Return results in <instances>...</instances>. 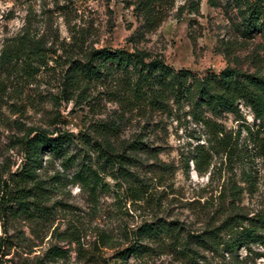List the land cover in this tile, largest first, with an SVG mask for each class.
I'll return each mask as SVG.
<instances>
[{
  "label": "rangeland",
  "instance_id": "rangeland-1",
  "mask_svg": "<svg viewBox=\"0 0 264 264\" xmlns=\"http://www.w3.org/2000/svg\"><path fill=\"white\" fill-rule=\"evenodd\" d=\"M134 1L0 0V264H113L133 241L142 246L125 264H189L169 234L137 240L141 225L156 223L175 227L199 264H264V164L246 133L259 124L248 108L240 104L234 114L212 116L170 100L160 111L132 101L118 76L65 82L72 62L93 49L136 47L188 72L189 82L216 77L227 65L254 72L264 68V30L242 37L231 0H217L216 7L206 0H159L149 26L127 6ZM192 4L196 13L189 12ZM200 119L214 125L204 128ZM30 130L71 135L64 145L71 159L44 152L36 171L40 190L27 185L28 209L19 211V141ZM135 140L145 149L129 168L143 184L141 200L91 149L106 143L120 149ZM195 155L203 157L197 164ZM162 165L171 167L168 173ZM85 166L96 170L95 185L75 176ZM242 171L250 173L252 187L240 182ZM227 181L243 188L233 206L227 192L220 195ZM236 213L245 227L261 218L258 242L232 255L195 245L197 236ZM52 247L64 250L63 258L48 262Z\"/></svg>",
  "mask_w": 264,
  "mask_h": 264
},
{
  "label": "trees",
  "instance_id": "trees-1",
  "mask_svg": "<svg viewBox=\"0 0 264 264\" xmlns=\"http://www.w3.org/2000/svg\"><path fill=\"white\" fill-rule=\"evenodd\" d=\"M209 7H216L217 0H206ZM159 3V0H135L132 4L134 11L138 13L146 21V25H152L151 10ZM231 5L236 10V15L240 19V24L236 29L242 37L250 38L253 33L264 30V0H231ZM196 13L197 7L190 5L189 12ZM142 15V16H141ZM3 58H7L4 53ZM264 68L257 66L254 72L242 71L236 66L227 65L222 69L216 77L194 78L191 82L187 81L188 72L183 70L175 71L170 69L159 56H152L145 51L139 50L136 47L131 51L124 49H93L88 53L84 61H74L72 66L65 75V82L71 85H79L82 81H102L106 79H114L116 76L127 86L128 97L136 103H143L154 110L164 111L167 108L169 101L178 103L186 102L195 112L202 109L205 113L213 115L219 114H234L238 111V106L242 104L250 110L254 121H259V124L254 132L253 129L246 128V133L252 147L257 151L261 162L264 164ZM199 119V118H198ZM201 120V119H200ZM204 128H208L214 123L209 120H201ZM47 133L44 130H30L19 144L23 155V164L15 174V183L19 185L15 203L19 211L28 209L27 185L32 184V189L38 191L40 187L36 183V171L41 168V160L44 152L52 154L57 158L69 161L71 157L65 159V144L68 143V134ZM222 140L216 142L218 147H223ZM140 141L135 140L128 146L115 148L111 143L105 145L93 144L91 149L97 153L98 159H102L103 166L114 168L112 178L120 180L122 183H129L127 186L130 194L135 200H141L144 196L143 184L137 175L130 171L131 163L137 161V153L145 152ZM217 147V148H218ZM213 149V148H212ZM214 150V149H213ZM208 153V152H207ZM227 155V154H226ZM203 158L202 155L194 156ZM195 164L196 161H195ZM264 166V165H263ZM188 167V166H187ZM162 171L168 173L171 167L162 165ZM196 171L201 173L199 166ZM79 182L84 185H95L97 182V172L91 166H85L81 172L75 175ZM249 172L242 171L240 182L252 187V179ZM132 183V184H131ZM227 186L220 192L223 195L228 193L227 198H230L229 206L242 193V186L238 183L227 181ZM35 191V192H36ZM34 198V196H33ZM242 215L226 217V220L221 226L213 230H207L202 235L197 236L195 245L202 247L204 250L216 253H226L232 255L241 245L246 243H255L260 239L257 231V222L261 218L248 219L249 226L245 227L242 224ZM241 227V229H240ZM169 234L172 242H177L180 247L179 253L182 258L187 259L189 264H199L195 260L196 252L180 240H177L176 228L166 227L163 224L156 223L143 224L136 231V235L140 238L152 239L161 234ZM138 241H133V245L126 250L117 253L114 257L113 264H125L126 258L131 254H136L141 248ZM65 251L57 247L49 248L45 257L48 262H54L58 258H63ZM35 264H45L38 260ZM201 264H209L203 262Z\"/></svg>",
  "mask_w": 264,
  "mask_h": 264
}]
</instances>
